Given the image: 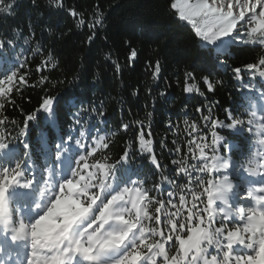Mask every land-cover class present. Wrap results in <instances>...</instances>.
<instances>
[{
    "label": "snow or ice",
    "instance_id": "6c2138e0",
    "mask_svg": "<svg viewBox=\"0 0 264 264\" xmlns=\"http://www.w3.org/2000/svg\"><path fill=\"white\" fill-rule=\"evenodd\" d=\"M29 5L23 25L0 31V264H264V0H170L207 58L230 69L241 84V110L226 109L221 120L211 107L197 108L202 123L184 121L188 139L184 145L170 141L168 162L161 156L169 141L156 140L151 112L147 125L122 116L106 130L104 106L70 99L69 120L61 125L52 93L66 79L50 75L62 67L59 40L73 30L89 47L102 40L106 62L117 73L122 65L99 2L88 12L68 0ZM17 8V0H0V16L15 17ZM64 15L72 21L67 32L53 19ZM21 45L28 46L21 51L31 60H21ZM122 45L125 66H132L139 52L131 40ZM242 45L260 54L233 65ZM147 64L151 78L160 79L161 60ZM184 76L183 90L203 97L195 71ZM80 78L75 74L73 82ZM201 82L208 92L223 86L210 76ZM38 86L44 89L38 106L19 108V122L10 117L8 109L18 108L24 89ZM139 92L134 88L132 94ZM40 114L55 138L42 132L34 143L30 123ZM119 131L132 136L113 159L109 153ZM137 156L146 163L137 166ZM145 166L152 169L151 182L140 175Z\"/></svg>",
    "mask_w": 264,
    "mask_h": 264
},
{
    "label": "trees",
    "instance_id": "16d2710c",
    "mask_svg": "<svg viewBox=\"0 0 264 264\" xmlns=\"http://www.w3.org/2000/svg\"><path fill=\"white\" fill-rule=\"evenodd\" d=\"M96 2H99L108 15L106 34L109 43L114 42V53L118 50L122 70L117 73L106 62L104 56L107 48L102 40L89 47L82 43L84 36L76 30L59 40L55 47L62 67L51 72L50 75L54 79H66V82L59 85L52 93L58 96V116L61 125H65L69 120V116L66 115L68 111L66 105L70 99L82 101L85 106L89 101L93 105L104 106L109 120L106 130L118 124L122 116L125 122L134 118L144 120L147 125L149 121L145 118L151 112V129L156 140L169 141L161 156L163 162H168L173 158L168 152V149L173 147L170 141L176 140L178 144L184 145L188 139V129L184 121L191 123L195 119L202 123L200 114L196 112L197 108L211 107L213 115L219 116L221 120L225 118L226 109L241 110V84L237 82L230 69L225 70L214 65L207 58L206 53L198 47L191 26L179 21L174 10L170 9V0H68L69 4H74L78 9L86 12L90 11L91 6ZM17 5L15 17L0 16V31L17 24L23 25L28 20L29 0H17ZM34 14L33 12L32 15ZM53 19L65 32L72 25L67 15ZM124 40H131L133 47L139 52L132 66H125V48L122 45ZM27 47L21 45V48L17 49L21 60L24 56H28L31 60L29 52L21 51ZM259 54L257 48L238 46L235 52L236 59L230 63L233 65L247 63ZM113 58L115 59L116 56L114 55ZM157 58L161 60L163 70L161 78L153 80L147 62L155 61ZM37 62L33 61V67ZM185 70L195 71L196 83L200 90L205 92L203 97L198 92L186 93L183 90ZM97 73L100 75L98 81L95 80ZM75 74H79L81 78L73 82ZM204 76H210L212 80H223V86L216 87L215 92L206 91V86L201 82ZM37 78V75L33 74L30 79L35 82ZM149 87L152 89L151 96L147 93ZM134 88L140 89L139 95L132 94ZM158 92H166V96H158ZM43 94V86L25 88L22 98L17 97L18 108L14 110L10 107L8 115L18 122L23 120L19 108L24 112L31 111L38 106ZM89 123L95 121L90 120ZM170 123L178 127L170 129ZM104 127L101 125V128ZM67 130L65 127L64 131ZM29 132L30 139L34 143L42 132H47L50 140L55 138L51 128L45 124L43 114H40L36 122L30 123ZM131 136V132L119 131L114 137L113 147L109 153L113 159L121 154L125 142ZM157 152L160 153L159 147ZM135 162L137 166L146 163L138 156ZM140 175L149 182L154 179L152 169L147 166ZM148 186L150 187L151 183Z\"/></svg>",
    "mask_w": 264,
    "mask_h": 264
}]
</instances>
